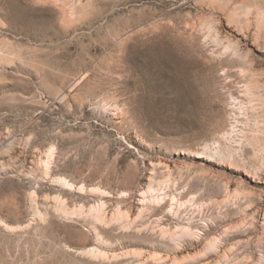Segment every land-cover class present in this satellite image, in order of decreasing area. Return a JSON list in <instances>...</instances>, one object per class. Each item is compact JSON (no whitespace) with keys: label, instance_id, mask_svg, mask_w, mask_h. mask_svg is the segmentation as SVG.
Instances as JSON below:
<instances>
[{"label":"rangeland","instance_id":"374dc122","mask_svg":"<svg viewBox=\"0 0 264 264\" xmlns=\"http://www.w3.org/2000/svg\"><path fill=\"white\" fill-rule=\"evenodd\" d=\"M0 43V216L108 214L1 232L0 264H264V0H0Z\"/></svg>","mask_w":264,"mask_h":264},{"label":"bare ground","instance_id":"6f19581e","mask_svg":"<svg viewBox=\"0 0 264 264\" xmlns=\"http://www.w3.org/2000/svg\"><path fill=\"white\" fill-rule=\"evenodd\" d=\"M202 1V0H201ZM89 6V5H87ZM90 8V7H89ZM72 10V9H71ZM85 10V9H84ZM87 11V10H86ZM85 11V12H86ZM72 12V11H71ZM74 12V11H73ZM72 12V13H73ZM84 12V13H85ZM71 13V14H72ZM89 13V12H87ZM86 13V14H87ZM84 15V14H83ZM80 16V15H79ZM85 16V15H84ZM81 17V16H80ZM79 17V18H80ZM75 18V17H74ZM6 43V41H5ZM4 44H1L0 43V65L1 64H11L13 63L15 60H17V58L19 59L20 58V55L14 51H12L11 49L9 50V45H5ZM8 43V42H7ZM15 63V62H14ZM13 63V64H14ZM24 63V62H23ZM8 66V65H7ZM183 73L180 74L179 76V79H178V99L179 101H181V105L185 104V102L187 101V99L190 97V98H193L195 99V89L192 88V86L189 84V82L186 80V77L182 75ZM189 96V97H188ZM260 99V98H259ZM260 102V101H259ZM261 102L264 106V99H261ZM261 104V105H262ZM262 107V106H261ZM264 108V107H263ZM196 114V111L193 109L192 110V115L195 116ZM195 123L196 120H195ZM18 142V141H17ZM29 143V141H28ZM26 144V143H25ZM27 146V145H26ZM8 147V146H7ZM23 147V146H22ZM11 148V147H10ZM47 149V148H46ZM26 153V152H25ZM47 155H48V160H46L45 158V161H43V166L40 168L41 169V174L44 176V177H51V173L52 171V167L51 164H52V160H53V156L54 154L56 153V146L54 145H51L48 150H47ZM26 155V154H25ZM41 155V154H40ZM35 156V155H34ZM14 157V156H13ZM52 157V158H51ZM37 158V157H35ZM42 158V157H41ZM10 159V158H9ZM38 159V158H37ZM24 161V160H23ZM33 161V160H32ZM36 162V161H35ZM32 163V162H31ZM57 164V162H56ZM5 165V164H4ZM8 167V166H7ZM5 169V168H4ZM24 171V170H23ZM54 172V171H53ZM56 172V171H55ZM23 174V173H22ZM54 174V173H53ZM24 175V174H23ZM31 176V175H30ZM53 177V176H52ZM33 178V177H32ZM84 180V179H83ZM52 181L57 184V185H62V186H65V185H69L70 183L67 181V179L63 178V177H54L52 178ZM52 182V183H53ZM83 183V182H82ZM77 184V183H76ZM95 184V183H94ZM85 186V185H83ZM83 186H82V189H83ZM71 187V186H70ZM80 187V186H79ZM85 188V187H84ZM87 188V187H86ZM90 189V188H89ZM92 190L94 189V191H96L97 189L99 188H91ZM90 189V190H91ZM91 190V191H92ZM34 191V190H33ZM92 191V193L94 192ZM98 191V190H97ZM96 191V192H97ZM34 193V192H33ZM95 193V192H94ZM93 193V194H94ZM98 193V192H97ZM103 193V192H102ZM96 194V193H95ZM99 194V193H98ZM105 194V192H104ZM36 197H35V196ZM108 195V194H107ZM58 198V197H57ZM56 198V199H57ZM61 198V197H60ZM102 198V197H101ZM55 199V200H56ZM59 199V198H58ZM28 200H29V205H30V210L31 212L33 213V215L35 216V221H31L29 222L28 224L26 225H22L20 226V224H18L19 226H14V225H11L10 222H8L5 218H3L2 216H0V233H4V234H17V240L18 242L20 241L21 237L25 236L26 234L24 232H26L27 230H29L30 228H35V229H40V227L42 228V226H44L45 224V219L48 217V216H57L58 218H70V215L72 216V214H79L81 216V218L84 220V224L88 225H91V228L93 231H95V233H97V235L100 234L101 230H100V226L99 224L100 223H103V222H107V215L106 214H101V212H99L98 208L96 209V206L95 207H89L88 209H84V208H80L78 210H70V208H67L66 206H64L62 203L64 202V204L66 203L65 201H57V202H53L54 205L52 206H42L40 204L37 203V194H30L28 195ZM64 200V198H63ZM51 205V204H50ZM109 205V204H108ZM84 206V205H83ZM105 206V204L103 205V207ZM81 207V206H79ZM101 207V206H100ZM74 208V207H73ZM76 208V207H75ZM103 209V208H102ZM29 210V211H30ZM29 213V212H28ZM114 213V212H113ZM74 216V215H73ZM77 216V215H76ZM114 217V216H113ZM117 217V215H116ZM76 219V218H75ZM79 220V219H78ZM82 220V221H83ZM109 220V219H108ZM114 220V219H113ZM79 222V221H78ZM111 223V222H110ZM102 228V227H101ZM22 232L20 235L18 232ZM28 232V231H27ZM2 234L3 236H6ZM10 236V235H9ZM100 237V236H98ZM4 238V237H3ZM6 238H9V237H6ZM24 238V237H23ZM36 238V237H35ZM103 239V238H102ZM105 239V238H104ZM107 239V238H106ZM105 239V240H106ZM16 240V241H17ZM22 240V239H21ZM53 240V239H52ZM104 240V242H105ZM216 241V240H215ZM215 241H209L207 242L205 245L206 247L209 246L210 249L211 247H214L216 246V242ZM28 242V241H27ZM103 242V244H104ZM107 242V241H106ZM109 242V241H108ZM41 243V242H40ZM64 244V243H63ZM65 248H66V245H63ZM109 245V244H108ZM68 248V247H67ZM111 251V250H110ZM77 254H80L82 256H87V257H90L92 259H95L97 261H100L101 262H104L105 264H110L111 260H110V254L109 252L104 251V250H101L99 249L98 247H90V248H87V249H78L77 250ZM115 255V254H114Z\"/></svg>","mask_w":264,"mask_h":264}]
</instances>
